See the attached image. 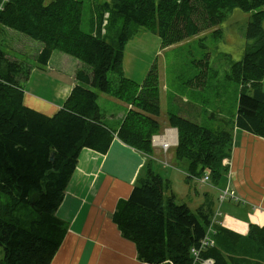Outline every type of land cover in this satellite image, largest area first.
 <instances>
[{"label": "trees", "instance_id": "16d2710c", "mask_svg": "<svg viewBox=\"0 0 264 264\" xmlns=\"http://www.w3.org/2000/svg\"><path fill=\"white\" fill-rule=\"evenodd\" d=\"M90 1L96 16L90 30H84V0H0V27L42 43L28 53L36 62L31 66L24 62L28 56L13 59L0 47L1 264H51L67 231L56 210L81 150L106 153L116 136L148 157L129 197L119 201L112 216L136 244L138 258L145 264H203L207 258L228 264L221 226L211 233L214 244L203 247L212 211L199 207L193 212L187 203H178L170 180L150 166L151 138L162 129L159 70L153 61L141 83L129 78L125 47L148 31L160 37L164 48L221 25L236 9L248 15L247 36L253 43L227 74L240 86L235 116L220 118L210 128L168 113V124L177 128L175 158L189 161V176L210 171L218 180L228 172L223 160L231 155L235 128L264 137V0ZM213 33L220 35L221 28ZM55 50L84 67L76 70L63 105L48 115L25 104L24 85L31 67L45 70ZM204 63L193 77L198 84L209 83ZM98 91L128 105L117 128L104 120ZM246 239L264 250V225L250 222ZM249 247L256 250L255 243Z\"/></svg>", "mask_w": 264, "mask_h": 264}, {"label": "crops", "instance_id": "0c3cea01", "mask_svg": "<svg viewBox=\"0 0 264 264\" xmlns=\"http://www.w3.org/2000/svg\"><path fill=\"white\" fill-rule=\"evenodd\" d=\"M0 30L6 35L10 31V35H14V37L19 35L28 39V42H34L10 28L0 27ZM143 35L156 45V51L154 55L151 53L146 61L147 64L140 63L136 51L131 54L129 45L124 56L126 75L139 83L143 81L155 57L162 49L159 36L149 32H145ZM13 38L10 39L16 43ZM138 42L142 46L147 41L138 37ZM15 43L13 45L15 48L12 44L10 45L8 56L13 59L27 57L26 52L16 49ZM34 43L37 45L36 42ZM40 46L41 44H39ZM37 49H32L33 54ZM56 51H53L45 70L31 67L29 78L24 85L25 104L48 115H52L60 109L75 83L76 70L84 67L79 59L71 58L69 54L62 51ZM204 82L202 85L193 80V83L200 89L208 87V82ZM101 95L100 93L98 102ZM107 95L104 93L102 97H108ZM193 98V100L184 99L189 107L183 108V110L190 116L184 115L182 111L179 112V115L202 124L207 123L209 118L212 120L216 118L210 106L204 108L199 105L198 100L202 99V95L200 99L196 96ZM160 102H162L161 86ZM237 103L238 96L235 114ZM99 105L101 108L100 102ZM125 113L122 108L118 107L116 115H113L117 116L114 128L120 125ZM103 114L106 116L108 113ZM168 125L166 124L164 127L169 128ZM172 129L176 134V143L167 152H164L161 147H154L150 160L152 165L154 163L166 165L164 160H167L166 154H169L171 149L170 156L172 159L175 158L177 128L172 127ZM147 160L146 154L125 144L117 136L106 153L88 147L81 150L75 171L56 210V215L65 222L67 231L51 264H145L138 258L136 244L122 234L112 216L119 201L129 197ZM177 162L182 163V165H177L181 170L186 171L187 175L189 161L183 162V160L177 159ZM223 178L224 186L222 188L229 186L237 196L235 199L229 197L225 200L224 203L228 205L227 213L224 218L220 217V226L224 230L220 239L223 244L225 260L227 259L228 264H263L261 262L263 257L258 258L260 261L252 258L247 261L243 255L246 249L240 250L239 244L247 240L246 234L250 222L264 225V137L235 128L229 168ZM195 193L197 194L198 190ZM248 207L251 209H247ZM249 241L255 243L256 250H253H261V246L257 249L256 242ZM249 251L252 249L249 248Z\"/></svg>", "mask_w": 264, "mask_h": 264}, {"label": "rangeland", "instance_id": "374dc122", "mask_svg": "<svg viewBox=\"0 0 264 264\" xmlns=\"http://www.w3.org/2000/svg\"><path fill=\"white\" fill-rule=\"evenodd\" d=\"M84 1L85 8L83 12L82 28L84 30H90L96 16L94 3L90 0ZM248 19V15L245 12L236 9L221 25L209 28L206 27L196 36L186 38L177 44H172L160 49L154 62L155 66L158 67L161 79L162 102H160L161 114L158 116V119L162 124V129L158 134L152 135L151 141L153 148H157L158 146L161 147L164 152L169 150L170 147L164 148V146L158 142V138L166 134L165 136L168 137L170 142L174 141L176 134L175 132L171 134L170 128H172V126L168 125L169 129H166L164 126L168 124L169 112L179 114V112L182 111L184 115L190 116L183 110V108L189 107L188 103L184 101L186 98L193 100V97L196 96L200 99L202 95V99L198 100L199 105L204 108L210 106L211 110L214 111L216 118L213 120L209 118L207 123L202 124L207 127H217L220 123V118L234 117L236 98L239 94L240 86L238 83L229 80L227 74L232 72V64L240 60L244 56L247 48L253 43V39L247 36ZM218 28H221L220 35L213 33L214 30ZM145 32L130 39L128 41L129 44H126L125 47V51H127V46L129 45L131 54H134L136 51L140 63L143 64H147L146 61L151 53L154 55L156 51L154 42L143 35ZM149 33L153 34L151 32ZM13 37L14 35H10V31H8L6 35L0 30V47L8 53L10 52V45L12 44L13 46L15 43L10 39ZM138 37L145 39L147 42L140 46ZM13 39L16 41V49L20 52H26L27 54L32 52V49L36 50L39 44H42L36 41V45L34 43L35 41L31 38L30 39L34 42H28V39L22 38L19 35H16ZM131 41L133 42L131 43ZM13 48H15V46H13ZM56 52L59 51L57 50ZM10 55L12 56V54ZM152 57L150 59L151 61L153 59ZM71 58L75 59L73 56H71ZM24 62L29 66L36 64L32 53L28 54L27 58H24ZM204 62H207L209 68L207 73L209 83L206 89H200L193 83V80H195L193 77L199 74L202 67H204L202 66L205 64ZM98 93L102 94L99 98L101 112L108 113L106 116L103 115L104 120L109 125L115 126L117 123V116L114 117L113 115H116L118 107L122 108L123 112H126L127 104L109 94L107 95L108 97H102L104 93L100 91H98ZM113 119H115V121H113ZM154 136L158 137L155 138ZM160 139H162V137ZM153 140L158 144L154 143ZM170 154H172V149L169 154H166L167 160H164L165 163H167L166 165H157L156 163L152 165L151 161L150 166L164 178L166 177L171 181L172 191L178 203H187L193 212H197L199 207L209 209L214 214L212 218L214 227L216 225L220 226V217L224 218L228 209V205L224 203L225 201H221V195L226 189H230L229 186L222 188L224 186V178L222 177L218 180L213 179L210 177V171L205 172L201 177L186 175V171L178 167L177 164L180 163L177 162V159L174 157V159H172ZM149 157L152 158V156ZM224 159H226L224 165L229 168V158L226 157ZM183 162H187V159H183ZM180 165H182V163ZM207 175L208 178H206ZM196 190H198L197 194L195 193ZM230 198L235 199L236 197L231 196ZM247 209L251 208L248 207ZM249 242V240H246L243 243L246 249L243 253L245 259L247 261L250 258L257 261H260L258 259L260 257L264 259L263 248L257 251H249ZM259 247L258 245V249ZM3 256L4 249L0 245V264ZM261 262L264 263L263 260H261Z\"/></svg>", "mask_w": 264, "mask_h": 264}, {"label": "built area", "instance_id": "2783aa9c", "mask_svg": "<svg viewBox=\"0 0 264 264\" xmlns=\"http://www.w3.org/2000/svg\"><path fill=\"white\" fill-rule=\"evenodd\" d=\"M165 135L160 136L158 139L161 140V141L158 140V142L161 145H163L164 148H168L171 145L172 142H170L168 140V137L165 136ZM154 137L157 138L158 136H154ZM161 137H162V139H160ZM155 138H154V140H155ZM154 140H153V142L156 143ZM156 144H158V143H156ZM223 162H226V159H224ZM206 178H208V175L206 176ZM228 196H234V191L233 190L226 189L223 192V194L221 195V199L224 200ZM213 226H214V222H212L211 225L209 226V229H208L209 234H207L206 237L203 240V247H206V246L207 247H210V246H212L214 244V240H213V238L211 236V233L214 232ZM192 251L194 252L195 255L198 254V249L193 248ZM202 262H203V264H213L214 263V260L211 259V258H207V259H204Z\"/></svg>", "mask_w": 264, "mask_h": 264}, {"label": "water", "instance_id": "95a60500", "mask_svg": "<svg viewBox=\"0 0 264 264\" xmlns=\"http://www.w3.org/2000/svg\"><path fill=\"white\" fill-rule=\"evenodd\" d=\"M53 157H54V154L51 155V159H53Z\"/></svg>", "mask_w": 264, "mask_h": 264}]
</instances>
